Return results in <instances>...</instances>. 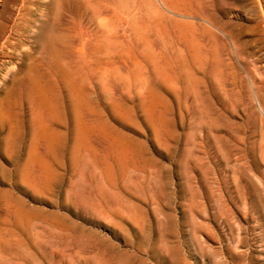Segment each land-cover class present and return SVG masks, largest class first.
Here are the masks:
<instances>
[{"label":"rangeland","instance_id":"374dc122","mask_svg":"<svg viewBox=\"0 0 264 264\" xmlns=\"http://www.w3.org/2000/svg\"><path fill=\"white\" fill-rule=\"evenodd\" d=\"M259 1L0 0V264H264Z\"/></svg>","mask_w":264,"mask_h":264},{"label":"bare ground","instance_id":"6f19581e","mask_svg":"<svg viewBox=\"0 0 264 264\" xmlns=\"http://www.w3.org/2000/svg\"><path fill=\"white\" fill-rule=\"evenodd\" d=\"M4 1H5V0H4ZM19 1H20V0H19ZM23 1H25V0H23ZM104 1H106V0H104ZM107 1H108V0H107ZM121 1H122V0H120V1L117 0L118 3L121 2ZM124 1H125V0H124ZM132 1H133V0H132ZM141 1H142V0H141ZM156 1H157V0H156ZM258 1H259V0H258ZM27 2H28V1H27ZM145 2H146V1H144V4H145ZM255 2H257V1H255ZM259 2H261V1H259ZM0 3H1V2H0ZM13 3H14V2H13ZM70 3H71V2H70ZM99 3H101V2H99ZM112 3H113V2H112ZM118 3H116L117 6H118ZM167 3H168V2H167ZM196 3H198V2H196ZM11 4H12V3H11ZM21 4H22V1H21ZM101 4H102V3H101ZM104 4H105V2H104ZM109 4H111V2H110ZM122 4H124V3L122 2ZM159 4H160V3H159ZM161 4H162V3H161ZM198 4H200V3H198ZM204 4H205V3H204ZM5 5H6V4H5ZM22 5H23V4H22ZM256 5H257V4H256ZM110 6H112L113 8H115L116 5H115V3H113V5H110ZM119 6H120V5H119ZM122 6H123V8H122ZM122 6H120L121 9H119V10H122V11H123V9L125 8L126 5L124 4V5H122ZM202 6H203V3H202ZM202 6H201V7H202ZM261 6H262V5H261ZM105 7H106V6H105ZM206 7H207V6H206ZM25 8H28V7L26 6ZM108 8H109V7H108ZM108 8H107V9H108ZM126 8H127V7H126ZM204 8H205V7H204ZM8 9H10V8H8ZM57 9H58V8H57ZM101 10H102V9H101ZM117 10H118V9H117ZM125 10H126V9H125ZM125 10H124V12H125ZM2 11H3V10H2ZM27 11H29V10H27ZM105 11H107V10H105ZM126 11H127V10H126ZM21 12H23V9H22ZM122 13H123V12H122ZM29 14H30V12H29ZM8 15H9V14H8ZM8 15H7V16H8ZM11 15H12V14H11ZM25 15H27V13H25V12L22 13V16H23V17H24ZM30 15H31V14H30ZM99 15H100V13H99ZM101 15H102V14H101ZM151 15H152V14H151ZM27 16H28V15H27ZM129 16H130V15H129ZM12 17H13V16H12ZM133 17H134V16H133ZM208 17H209V16H208ZM8 18H9V17H8ZM25 18H26V17H25ZM30 18H33V17H30ZM30 18H29V19H30ZM94 18H95V17H94ZM157 18H158V17H157ZM210 18H211V17H210ZM98 19H100L99 16H98ZM98 19L95 18V20H98ZM103 19H104V18H103ZM211 19H212V18H211ZM7 20H8V19H7ZM11 20H12V19H11ZM14 20H15V19H14ZM32 20H33V19H32ZM32 20H31V21H32ZM104 20H105V19H104ZM108 20H109V19H108ZM108 20H107V21H108ZM208 20H209V19H208ZM262 20H263V19H262ZM15 21H16V20H15ZM18 21H20V19H19ZM29 21H30V20H29ZM31 21H30V22H31ZM35 21H36V20H35ZM37 21H38V19H37ZM112 21H113V19H112ZM112 21H111V22H112ZM9 22H10V21H9ZM33 22H34V21H33ZM39 22H40V21H39ZM39 22H37V24H38ZM100 22H102V21H100ZM111 22H110V23H111ZM263 22H264V21H263ZM2 23H3V22H2ZM6 23H7V22H6ZM14 23H15V22H14ZM20 23H22V22H20ZM34 23H35V22H34ZM108 23H109V22H108ZM110 23H109V25H110ZM116 23H117V22H116ZM7 24H8V23H7ZM11 24H12V22H11ZM23 24H24V23H23ZM26 24H27V22H26ZM29 24H31V23H29ZM32 24H33V23H32ZM70 24H71V23H70ZM72 24H73V23H72ZM104 24H105V23H104ZM205 24H207V23L205 22L203 25L205 26ZM27 25H28V24H27ZM100 25H101V24H100ZM100 25H99V26H100ZM109 25H108V26H109ZM116 25H117V24H116ZM135 25H136V24H135ZM213 25H214V24H213ZM8 26H9V24H8ZM8 26H7V27H8ZM73 26H74V25H73ZM103 26H104V25H103ZM106 26H107V25H106ZM110 26H111V25H110ZM204 26H203V27H204ZM24 27H25V26H24ZM28 27H29V26H28ZM206 27H207V26H206ZM206 27H204V29H205ZM10 28H12V27H10ZM18 28H19V26H18ZM18 28H16V27L13 28V33H15V34H20V33H19L20 31L18 32ZM21 28H22V27H21ZM26 28H27V27H26ZM41 28H42V27H41ZM69 28H70V27H68V29H69ZM102 28H103V27H102ZM211 28H213V26H212ZM6 29H7V28H6ZM32 29H33V27H32ZM204 29H203V30H204ZM30 30H31V28H30L28 31H27V30H26V31L29 32ZM63 30H65V29H63ZM102 30H104V29H102ZM213 30H214V29H213ZM4 31H5V30H4ZM11 31H12V29H11ZM26 31H24V32L26 33ZM32 31H33V30H32ZM40 31H41V30H40ZM205 31H206V30H205ZM205 31H203V32L205 33ZM225 31H226V30H225ZM225 31H224V32H225ZM1 32H3V31H1ZM1 32H0V33H1ZM9 32H10V31H9ZM24 32H22V33H24ZM30 32H31V31H30ZM30 32H29V33H30ZM72 32H74V30H73ZM72 32H71V33H72ZM206 32H207V31H206ZM227 32H228V31H227ZM38 33H41V32H38ZM68 33H69V32H68ZM218 33H220V31H219ZM230 33H231V32H230ZM3 34H4V33H3ZM7 34H8V33H7ZM26 34H27V33H26ZM202 34H203V33H202ZM206 34H207V33H206ZM222 34H223V33H222ZM227 34H228V33H227ZM9 35H10V34H9ZM11 35H12V34H11ZM24 35H25V34H24ZM70 35H74V34H70ZM104 35H105V34H104ZM204 35H205V34H204ZM204 35H202V36H204ZM230 35L232 36V33H231ZM206 36H207V35H206ZM207 37H208V36H207ZM207 37H206V40H209V38H207ZM15 38H16V37H15ZM21 38H22V37H21ZM226 38H228V37L226 36ZM3 39H4V38H3ZM5 40H7V39H5ZM5 40H4V41H5ZM18 40H19V39H18ZM203 40H204V38H203ZM4 41H3V42H4ZM9 41H10V40H9ZM109 41H110V40H109ZM214 41H215V40H214ZM214 41H213V43H214ZM230 41H231V40H230ZM232 41H233V39H232ZM24 42H25V41H24ZM207 42H208V41H207ZM217 42H218V41H217ZM9 43H10V42H9ZM13 43L16 44V42H13ZM111 43H112V42H111ZM11 44H12V42H11ZM205 44H206V43H205ZM231 44H232V43H231ZM18 45H19V44H18ZM48 45H49V44H48ZM103 45H104V44H103ZM210 45H211V44H210ZM4 46H5V45H4ZM39 46H40V45H39ZM212 46H215V45H212ZM212 46H211V47H212ZM231 46H232V45H231ZM234 46H235V45H234ZM40 47H41V46H40ZM52 47H53V46H52ZM206 47H207V46H206ZM211 47H210V48H211ZM217 47H218V46H217ZM217 47H216V49H217ZM1 48H2V47H1ZM15 48H16V47H15ZM212 48H213V47H212ZM11 49H12V48H11ZM18 49H19V48H18ZM112 49H113V48H112ZM194 49H195V48H194ZM234 49L236 50L235 47H234ZM12 50H14V48H13ZM207 50H208V48H207ZM210 50L214 51V50H215V47H214L213 49H210ZM235 50H234V51H235ZM7 51H8V50H7ZM20 51H21V50H20ZM20 51H19V52H20ZM215 51H216V50H215ZM215 51H214V52H215ZM227 51H229V50H227ZM56 52H57V51H56ZM9 53H12V54H13L12 51L9 52ZM9 53H8V54H9ZM22 53H23V52H22ZM22 53H21V54H22ZM208 53H209V51H208ZM212 53H213V52H211V53H209V54L211 55ZM216 53H217V52H216ZM55 54H56V53H55ZM19 55H20V54H19ZM197 55H198V54H197ZM215 55H216V54H215ZM1 56H2V55H1ZM18 57H19V56H18ZM21 57H22V56H21ZM211 57H212V56H211ZM55 58H56V57H55ZM215 58H216V57L214 56V59H215ZM10 59H11V58H10ZM10 59H9V60H10ZM3 60L6 61L5 59H3ZM7 61H8V59H7ZM49 61H50V60H49ZM44 62H45V61H44ZM44 62H43V63H44ZM52 62H53V61H52ZM52 62H51V63H52ZM10 63H11V62H10ZM38 63H39V62H38ZM46 63H48V62H46ZM53 64H54V63H53ZM53 64H52V65H53ZM2 65H3V64H2ZM48 66H49V64H48ZM0 67H1V65H0ZM37 67H38V66H37ZM43 67H44V66H43ZM58 67H59V66H58ZM50 68H51V66H50ZM2 69H3V68H2ZM6 70H7V69H6ZM2 71H3V70H2ZM4 72H5V71H4ZM13 72H14V71H13ZM13 74H14V73H13ZM10 75H11V74H10ZM14 75H15V74H14ZM13 77H14V76H13ZM7 78H8V77H7ZM72 79H73V78H72ZM10 80H11V79H10ZM22 80H23V82L26 83L27 88L29 89V91H31V92L34 91V89H35V84H34V81L32 80V78H31L29 75H25V76L23 77ZM66 81H67V79H66ZM8 82H9V81H8ZM67 82H68V81H67ZM84 82H85V81H84ZM7 87H8V86H7ZM10 90H11V89H10ZM26 90H27V89H26ZM42 93H43V92H42ZM26 98H27V97H26ZM29 98H30V96L28 97V100H29ZM31 98H32V97H31ZM24 99H25V97H24ZM60 99H61V98H60ZM77 99H78V98H77ZM28 100H27V101H28ZM33 100H34V99H33ZM35 100H36V99H35ZM62 101H63V100H62ZM72 104H73V103H72ZM2 107H3V106H2ZM33 107H34V106H33ZM34 108H35V107H34ZM76 112H77V111H76ZM35 113H36V112H35ZM33 114H34V112H33ZM39 114H40V113H39ZM35 152H36V151H35Z\"/></svg>","mask_w":264,"mask_h":264}]
</instances>
